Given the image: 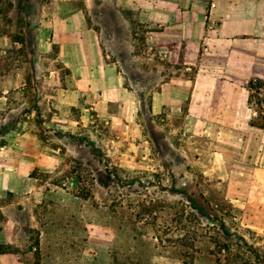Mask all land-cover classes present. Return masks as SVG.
<instances>
[{"label": "rangeland", "instance_id": "1", "mask_svg": "<svg viewBox=\"0 0 264 264\" xmlns=\"http://www.w3.org/2000/svg\"><path fill=\"white\" fill-rule=\"evenodd\" d=\"M90 1L87 14L85 0H0L4 249L34 264H264L263 210L211 196L208 161L184 155V118L153 101L182 76L181 53L145 35L161 25ZM79 11L102 51L72 69L62 19ZM249 104L264 125L263 83Z\"/></svg>", "mask_w": 264, "mask_h": 264}, {"label": "crops", "instance_id": "2", "mask_svg": "<svg viewBox=\"0 0 264 264\" xmlns=\"http://www.w3.org/2000/svg\"><path fill=\"white\" fill-rule=\"evenodd\" d=\"M90 5L85 0L87 14ZM100 5L113 20L161 25L159 32L145 35L154 36L159 50L181 53L177 58L183 67L182 76L161 84L153 101L184 118V155L208 161L210 195L264 212V128L252 123L257 112L249 104L248 89L249 82L264 81V0H213L207 9L202 0H101ZM62 20L71 37L70 45H63L67 66L89 68L84 50L101 56V33L87 27L82 11ZM73 22L79 27L70 28ZM68 46L80 50L79 59H73L75 51ZM98 62L105 64L102 57ZM246 227L258 226L248 222ZM5 243L0 236V264H34L31 253L5 250Z\"/></svg>", "mask_w": 264, "mask_h": 264}, {"label": "trees", "instance_id": "3", "mask_svg": "<svg viewBox=\"0 0 264 264\" xmlns=\"http://www.w3.org/2000/svg\"><path fill=\"white\" fill-rule=\"evenodd\" d=\"M255 83H258V84H262L263 83V86H264V82L262 80L256 79V80H253V81L249 82V84H248L249 90ZM258 126L261 127V128H264V125H260L259 124Z\"/></svg>", "mask_w": 264, "mask_h": 264}, {"label": "built area", "instance_id": "4", "mask_svg": "<svg viewBox=\"0 0 264 264\" xmlns=\"http://www.w3.org/2000/svg\"><path fill=\"white\" fill-rule=\"evenodd\" d=\"M209 26H210V28H213L214 23L211 21V22L209 23Z\"/></svg>", "mask_w": 264, "mask_h": 264}]
</instances>
